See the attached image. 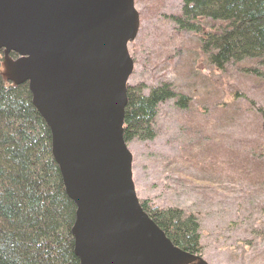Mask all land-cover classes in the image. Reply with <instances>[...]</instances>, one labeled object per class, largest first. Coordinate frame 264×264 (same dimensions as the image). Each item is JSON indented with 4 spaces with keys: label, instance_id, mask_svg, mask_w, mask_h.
Here are the masks:
<instances>
[{
    "label": "water",
    "instance_id": "1",
    "mask_svg": "<svg viewBox=\"0 0 264 264\" xmlns=\"http://www.w3.org/2000/svg\"><path fill=\"white\" fill-rule=\"evenodd\" d=\"M139 29L135 0H0L6 79L28 85L51 131L80 264H208L174 246L136 194L124 119Z\"/></svg>",
    "mask_w": 264,
    "mask_h": 264
},
{
    "label": "rangeland",
    "instance_id": "2",
    "mask_svg": "<svg viewBox=\"0 0 264 264\" xmlns=\"http://www.w3.org/2000/svg\"><path fill=\"white\" fill-rule=\"evenodd\" d=\"M135 3L129 85L144 84L146 93L167 85L176 94L159 108L155 139L128 144L137 196L195 216L206 263L264 264V64L219 70L170 21L183 0ZM2 70L6 76L5 59ZM180 96L187 107L177 105Z\"/></svg>",
    "mask_w": 264,
    "mask_h": 264
},
{
    "label": "trees",
    "instance_id": "3",
    "mask_svg": "<svg viewBox=\"0 0 264 264\" xmlns=\"http://www.w3.org/2000/svg\"><path fill=\"white\" fill-rule=\"evenodd\" d=\"M169 19L178 32L197 38L199 50L219 70L246 60L264 64V0H183L181 12ZM3 62L0 53V264H80L72 235L77 209L53 158L51 131L28 85L7 82ZM172 89L156 86L146 93L144 84L128 87L127 144L155 139L159 108L176 97ZM177 105L187 107L188 99L180 96ZM141 206L173 245L202 255L195 216L149 201Z\"/></svg>",
    "mask_w": 264,
    "mask_h": 264
}]
</instances>
